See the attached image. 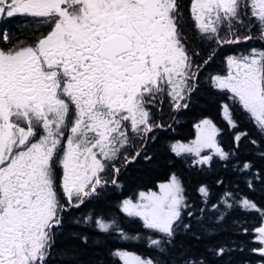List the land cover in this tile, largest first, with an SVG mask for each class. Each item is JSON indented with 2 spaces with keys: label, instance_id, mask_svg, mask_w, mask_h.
<instances>
[{
  "label": "snow or ice",
  "instance_id": "1",
  "mask_svg": "<svg viewBox=\"0 0 264 264\" xmlns=\"http://www.w3.org/2000/svg\"><path fill=\"white\" fill-rule=\"evenodd\" d=\"M17 16L21 28L11 43L0 30L7 45L0 46V264L56 259L106 264L99 250L114 236L125 242L146 239L154 252L145 258L109 250L122 264H232V254L244 251L242 246L207 241L227 229L233 212L254 211L264 225V211L230 191L220 198L223 209L217 204L207 212L193 209L175 173L158 185L159 192L122 202L121 211L130 220L138 218L151 235L130 234L115 218L72 213L99 198L109 184L119 187L122 168L153 160L148 148L156 131L165 128L158 107L165 99L170 114L194 103L199 52L190 50L179 0H0V18ZM190 17L204 42L224 47L264 41V0H192ZM227 67L225 75L211 78V86L264 135V49L228 56ZM221 107L229 127L236 128L230 106ZM194 127V140L169 146L176 158L201 172L230 166L260 178L251 162L239 160L247 133H236L235 148L225 151L221 129L211 119ZM250 143L259 148L256 140ZM247 186L253 187L252 179ZM198 192L207 206V185ZM239 223L233 231L247 234ZM253 231L252 242L261 247L251 251L264 256V226ZM188 239L197 245L204 241V251L193 252ZM71 241L77 243L58 246ZM88 249H97V258L85 262Z\"/></svg>",
  "mask_w": 264,
  "mask_h": 264
},
{
  "label": "trees",
  "instance_id": "2",
  "mask_svg": "<svg viewBox=\"0 0 264 264\" xmlns=\"http://www.w3.org/2000/svg\"><path fill=\"white\" fill-rule=\"evenodd\" d=\"M181 10L184 13L185 35L188 38L190 50L195 49L199 52V56L195 59L200 63V88L198 94H194V103L190 104L189 109L180 114L171 113L168 101L165 99L162 105L158 107L162 110L163 116L160 122L165 128L158 129L155 133L156 139L148 148L149 154L153 156V160L145 163L137 160L134 164H130L126 169H121L120 175L117 177L119 187L109 184L102 192L99 198L93 199L90 203L82 205L80 209H73V214L85 215L88 213L103 216L105 219H117L121 227L130 234L151 235L148 230L143 229L142 222L136 219H129L125 213L121 211L122 202L125 199H135L141 192L155 191L158 185L169 180L172 173H175L182 181L185 188V195L189 204L193 209L204 207L207 212L213 204L219 205L223 209V205L219 204L220 198L224 196L226 191L233 193L235 198H248L255 202L256 205L264 211V156L260 153L264 151V135H262L255 127L254 123L249 119L248 115L239 107H233L228 98L218 90L211 86V78L216 75H224L227 70V57L247 51L246 48L251 45L255 48L264 49V41L254 40L238 45H228L220 47L212 42H204L199 39L193 21L190 17V6L192 0H179ZM20 29V27H19ZM13 28V36H17L18 30ZM253 29V33H255ZM215 55H212V53ZM209 57H211L209 59ZM207 61V63H205ZM222 104H228L232 111V118L236 122V128H230L227 120L222 114ZM155 111V109H154ZM171 115H175V120L171 119ZM208 118L221 129V135L218 139L225 151L235 148L234 136L238 132L247 133L242 137L240 143L241 148L237 150L240 162L249 161L253 165V171L259 172L260 178L253 179L247 173H235L229 166L227 169L219 165L213 171L201 172L194 167H189L183 163L181 159L176 158L169 151V146L176 141L189 142L196 134L195 124L202 119ZM171 124V127L167 125ZM256 140L259 148L250 143ZM217 178L225 179L224 185L216 183ZM253 180V187L247 186V180ZM201 185H207L210 195L208 205L205 206L198 188ZM239 221L238 227L248 229V233L234 232L233 225ZM227 229L218 235L214 240L207 243L222 244L235 241L244 248V251H236L232 254V264H264V256L251 249L261 247L254 240L253 229L261 226L259 216L252 211L246 214L243 210L233 212L227 220ZM68 243H77L76 241L65 242L59 247H66ZM186 244L193 246V252L200 254L204 251V241L197 245L194 239H188ZM130 251L142 257H151L154 252L148 246L145 239L141 241H122L118 236H114L107 240V244L102 251L106 264H122L118 257L110 258L109 250ZM97 249H88L82 259L88 262L90 259L97 258L95 256ZM179 251V250H177ZM51 264H65V262L56 259Z\"/></svg>",
  "mask_w": 264,
  "mask_h": 264
},
{
  "label": "flooded vegetation",
  "instance_id": "3",
  "mask_svg": "<svg viewBox=\"0 0 264 264\" xmlns=\"http://www.w3.org/2000/svg\"><path fill=\"white\" fill-rule=\"evenodd\" d=\"M21 19V17H12V18H0V30H2L3 33H8L10 35L9 43L12 42L11 38H13V28L19 29L21 28V24L18 23V21ZM0 46L6 47L7 45L3 42V37L0 35Z\"/></svg>",
  "mask_w": 264,
  "mask_h": 264
},
{
  "label": "rangeland",
  "instance_id": "4",
  "mask_svg": "<svg viewBox=\"0 0 264 264\" xmlns=\"http://www.w3.org/2000/svg\"><path fill=\"white\" fill-rule=\"evenodd\" d=\"M183 31H184V33H186V31H185V29H183ZM251 48V45H249L247 48H246V50H249ZM242 52H244L245 54L247 53V51H242ZM240 54V53H239ZM239 54H234V55H239ZM231 56V55H230ZM228 72V67H227V70H226V73ZM225 73V74H226ZM224 74V75H225ZM195 137H196V134H195V136H194V138L193 139H191V140H194L195 139ZM190 140V141H191ZM184 143H187V142H184ZM168 182V181H167ZM148 192H150V191H147V192H144V193H148ZM154 192H159V187L157 188V190H155ZM138 200H139V195L135 198V199H133L132 201L135 203V202H138ZM261 226H264V225H261ZM124 251V250H123ZM130 252V251H129ZM133 253V252H132ZM135 254V253H134ZM138 255V254H137ZM122 262V261H121Z\"/></svg>",
  "mask_w": 264,
  "mask_h": 264
}]
</instances>
